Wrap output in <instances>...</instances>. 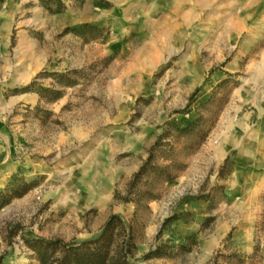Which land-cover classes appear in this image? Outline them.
<instances>
[{
  "label": "rangeland",
  "instance_id": "374dc122",
  "mask_svg": "<svg viewBox=\"0 0 264 264\" xmlns=\"http://www.w3.org/2000/svg\"><path fill=\"white\" fill-rule=\"evenodd\" d=\"M62 1L0 0L4 264L112 213L134 264H264V0Z\"/></svg>",
  "mask_w": 264,
  "mask_h": 264
},
{
  "label": "trees",
  "instance_id": "16d2710c",
  "mask_svg": "<svg viewBox=\"0 0 264 264\" xmlns=\"http://www.w3.org/2000/svg\"><path fill=\"white\" fill-rule=\"evenodd\" d=\"M49 1L44 0L47 6ZM58 3L56 12H60L64 8L62 0H53ZM76 71L70 70L66 73L54 72L52 74L61 77H68ZM75 81L68 79L64 85H74ZM36 81H32L29 85L19 89L16 92H26L35 87ZM48 93H54V98L61 95V91L51 87L42 88L39 91L40 98ZM151 159V158H150ZM148 161L147 163H149ZM146 167L137 174H144ZM29 187V185H28ZM26 188L15 187L12 185L6 191H0V208L7 205L13 197L22 196ZM174 217L165 220L164 225L168 224ZM24 244L32 251L31 264H134L132 257L137 248L135 241V228L131 220H126L121 214L112 213L100 232L88 239L64 240L62 238H45L30 237L24 239ZM161 246L150 251L146 258L163 256ZM0 264H4V254L0 253Z\"/></svg>",
  "mask_w": 264,
  "mask_h": 264
},
{
  "label": "crops",
  "instance_id": "0c3cea01",
  "mask_svg": "<svg viewBox=\"0 0 264 264\" xmlns=\"http://www.w3.org/2000/svg\"><path fill=\"white\" fill-rule=\"evenodd\" d=\"M256 156L259 157V162L261 161L262 163L264 162V148H259L256 150ZM261 157V158H260Z\"/></svg>",
  "mask_w": 264,
  "mask_h": 264
}]
</instances>
